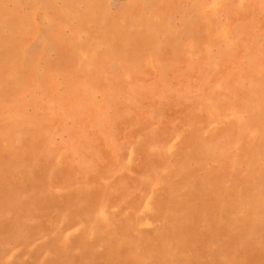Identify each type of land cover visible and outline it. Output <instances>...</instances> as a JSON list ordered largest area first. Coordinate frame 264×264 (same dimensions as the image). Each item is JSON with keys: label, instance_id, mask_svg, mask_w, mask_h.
I'll list each match as a JSON object with an SVG mask.
<instances>
[{"label": "rangeland", "instance_id": "obj_1", "mask_svg": "<svg viewBox=\"0 0 264 264\" xmlns=\"http://www.w3.org/2000/svg\"><path fill=\"white\" fill-rule=\"evenodd\" d=\"M0 264H264V0H0Z\"/></svg>", "mask_w": 264, "mask_h": 264}]
</instances>
